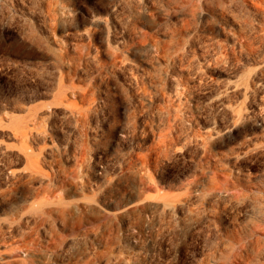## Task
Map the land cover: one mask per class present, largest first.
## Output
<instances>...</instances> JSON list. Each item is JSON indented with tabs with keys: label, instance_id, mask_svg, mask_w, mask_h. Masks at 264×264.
Returning a JSON list of instances; mask_svg holds the SVG:
<instances>
[{
	"label": "rangeland",
	"instance_id": "rangeland-1",
	"mask_svg": "<svg viewBox=\"0 0 264 264\" xmlns=\"http://www.w3.org/2000/svg\"><path fill=\"white\" fill-rule=\"evenodd\" d=\"M25 263L264 264V0H0Z\"/></svg>",
	"mask_w": 264,
	"mask_h": 264
},
{
	"label": "bare ground",
	"instance_id": "bare-ground-1",
	"mask_svg": "<svg viewBox=\"0 0 264 264\" xmlns=\"http://www.w3.org/2000/svg\"><path fill=\"white\" fill-rule=\"evenodd\" d=\"M18 261V260H17ZM25 262H26V259H25ZM3 263H4V261H3ZM26 264V263H25Z\"/></svg>",
	"mask_w": 264,
	"mask_h": 264
}]
</instances>
